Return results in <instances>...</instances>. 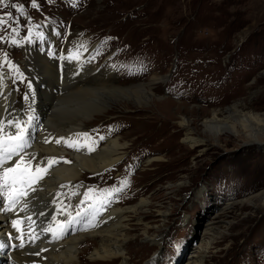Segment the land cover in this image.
<instances>
[{
  "label": "rangeland",
  "instance_id": "374dc122",
  "mask_svg": "<svg viewBox=\"0 0 264 264\" xmlns=\"http://www.w3.org/2000/svg\"><path fill=\"white\" fill-rule=\"evenodd\" d=\"M0 17L7 21L0 25L1 72L13 73L26 115L33 99L25 90L33 63L26 54L33 51L50 59L74 51L115 74L114 88L123 89H102L100 99L70 102L53 117L90 120L81 141L97 150L116 136L127 143L121 161L82 175V195L66 200L69 215L91 201L126 206L145 199L142 221L130 218L126 230L130 264H191L197 248L203 264H264V143L244 144L242 127H251L246 114L264 118V0H0ZM50 114L29 124L31 143ZM215 116L219 125L210 129L205 123ZM257 130L263 137L264 122ZM115 188L121 190L109 195ZM160 224L161 242L146 239L143 229L153 235ZM89 257L83 263L95 264ZM6 258L0 252V264Z\"/></svg>",
  "mask_w": 264,
  "mask_h": 264
},
{
  "label": "bare ground",
  "instance_id": "6f19581e",
  "mask_svg": "<svg viewBox=\"0 0 264 264\" xmlns=\"http://www.w3.org/2000/svg\"><path fill=\"white\" fill-rule=\"evenodd\" d=\"M74 56V51H65L64 55L57 59H50L48 55L41 56V53L36 51L26 54V63L33 61L26 69V71L29 70L28 77L31 80H29L28 89L25 88V90L33 98L31 113L29 112L28 115L18 102L17 84L13 83V73L8 71L9 76L2 73L1 70H4L2 67L5 66L0 63V136L2 134L14 135L18 131L15 124L19 123L24 128L30 144L29 153L24 156L23 163L29 165L30 161L32 171H35L37 165L48 168L38 184L29 186L28 194L21 200V205H15L12 211L2 212L0 210V242L6 240L17 244L15 250L4 254L8 259L6 264H84L81 257L85 253L90 256L88 261L96 262L95 264L102 262L130 264L131 262L128 248L124 245L132 238L126 230H129L131 225L130 218H134V221H142L143 216L140 212L148 206L145 199L138 204L126 206H119V203L112 201L111 206L103 214L99 212L100 215H95L91 227L71 235H67L65 228H63L64 232L60 231L62 228L60 222L66 219L70 211L66 206L68 203L66 200L77 201L83 193V188L78 182L82 175L87 171H101L121 161L125 156L127 146L122 137L116 136L108 139L109 141L97 150L95 145L82 142V135H78L83 134L84 125L90 120L84 122L74 116L62 118V115L58 122L53 119L54 115L61 114L62 109H65L70 102L75 103L83 98L100 99L105 94L102 89L123 93L121 87L114 88L120 85L115 74L107 69L104 71L102 68H94L95 66L85 61L84 58L79 57L78 59ZM74 77H79V83H76L74 88L68 89L67 82ZM91 81L93 83H89ZM100 83H109V87L97 85ZM117 84L119 85L116 86ZM137 88L140 103L141 99H144L145 91L143 86ZM97 105L99 107V104ZM48 112L51 114L41 123L40 138L31 143L30 136L33 138V135L28 130L29 124L34 123L36 117ZM104 112V109L99 111L100 114ZM245 118L251 123V127L246 129L247 125L242 124L246 135L243 143H264V136H260L257 130L264 122L262 113L246 114ZM214 122L217 126L219 125L217 116L210 120V124H205L208 128L214 129ZM181 125L187 131L188 137L192 128L185 117ZM237 132L239 133L234 130L232 133ZM213 137H218V135L215 133ZM189 139L194 145H203L205 142L203 138L189 137ZM46 140L47 143H45ZM57 140L61 142L56 143ZM66 141L77 142L78 147H68ZM90 148L93 150L90 151ZM49 159H55L57 163L48 167ZM97 210L98 208L95 209ZM159 216L163 220L168 219L166 211H160ZM13 220L21 221V231L12 227ZM149 229L150 227L143 229L145 238L150 241L157 240L160 243L163 236V232H160L162 224L157 227V230L155 229L153 235L150 234ZM53 232H58L57 239L52 237ZM30 235L37 236L38 239L30 242ZM63 236H66L65 240L62 239ZM17 237H22L24 247H18L22 240ZM95 240L96 242L100 240V243H96ZM212 240L215 241L216 238L208 240L207 247L212 245ZM89 241L92 245L81 250V246ZM202 252L204 251L200 252L197 248L195 253L191 254L190 263L203 264L205 253Z\"/></svg>",
  "mask_w": 264,
  "mask_h": 264
},
{
  "label": "snow or ice",
  "instance_id": "6c2138e0",
  "mask_svg": "<svg viewBox=\"0 0 264 264\" xmlns=\"http://www.w3.org/2000/svg\"><path fill=\"white\" fill-rule=\"evenodd\" d=\"M6 23L7 21L4 20L2 17H0V25L6 24ZM13 31H16V29L14 28ZM13 43H15L14 40H13ZM9 123H12V122H9ZM15 127L18 129V131L14 135H9L6 140L0 139V164H3L5 160H11L13 156H19V160L16 161L15 167H8L4 169V173H3L4 184L0 185V187L7 186V181L9 179L10 173H18L19 181H18L17 176L11 177L12 183L13 185H15L17 182H20L23 184L25 181H27L29 184H33L37 182L39 179H41L43 174H46L48 171V168L40 167L39 165L35 167L34 172L30 171V161H29L28 166L22 167L25 157L23 155H20V153L26 147L25 130L19 123H16ZM78 135L87 136L86 133L78 134ZM47 142L48 141L46 140L45 143ZM60 142L61 140L56 141V143H60ZM66 143L68 144V147H78L77 142L66 141ZM89 150L91 151L93 149L90 148ZM47 163H48V167H51V165L54 163H57V161L55 159H49ZM123 183H126V181ZM120 190H121L120 188H115L111 190L108 194L111 195L112 192H119ZM14 191L16 193L15 197H12L10 195V204H13V205L18 201L19 197L27 196L28 194L26 191H23L22 189L21 190L14 189ZM3 210L12 211L13 209L9 207ZM29 219L31 218L29 217ZM20 224H21V221L19 220L12 221V227L17 229V231H21ZM48 231H51V229H48ZM17 239L22 240V237H17ZM36 239H38L37 236L30 235L29 237L30 242H35ZM2 247H4V245L0 244V248ZM18 247H21V248L24 247L23 240L21 244L18 245ZM35 254L39 255V253H35Z\"/></svg>",
  "mask_w": 264,
  "mask_h": 264
},
{
  "label": "water",
  "instance_id": "95a60500",
  "mask_svg": "<svg viewBox=\"0 0 264 264\" xmlns=\"http://www.w3.org/2000/svg\"><path fill=\"white\" fill-rule=\"evenodd\" d=\"M169 77H170V74H168V75H166V78H165V80H168L169 79Z\"/></svg>",
  "mask_w": 264,
  "mask_h": 264
}]
</instances>
